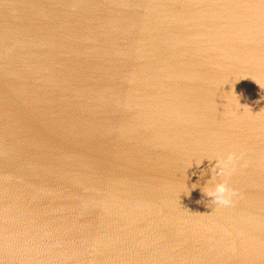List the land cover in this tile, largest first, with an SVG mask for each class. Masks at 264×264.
<instances>
[{
	"label": "water",
	"instance_id": "obj_1",
	"mask_svg": "<svg viewBox=\"0 0 264 264\" xmlns=\"http://www.w3.org/2000/svg\"><path fill=\"white\" fill-rule=\"evenodd\" d=\"M0 264H264V0H0Z\"/></svg>",
	"mask_w": 264,
	"mask_h": 264
},
{
	"label": "clouds",
	"instance_id": "obj_2",
	"mask_svg": "<svg viewBox=\"0 0 264 264\" xmlns=\"http://www.w3.org/2000/svg\"><path fill=\"white\" fill-rule=\"evenodd\" d=\"M232 159V156L228 157L229 162ZM216 165H218V162L216 163ZM231 171L232 169H230L229 165L225 163L224 165L220 166V170L217 172V176L227 177L228 175H230ZM209 181H212V183H207V190L204 191V194L210 197L212 203L214 204L229 206L233 202L234 197L237 195L235 190L229 187L225 179L216 180V178L212 176Z\"/></svg>",
	"mask_w": 264,
	"mask_h": 264
}]
</instances>
